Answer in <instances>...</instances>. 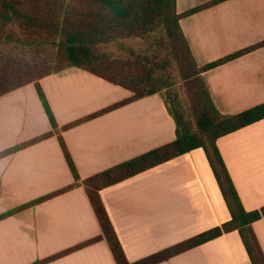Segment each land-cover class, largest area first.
Instances as JSON below:
<instances>
[{
    "label": "crops",
    "instance_id": "0c3cea01",
    "mask_svg": "<svg viewBox=\"0 0 264 264\" xmlns=\"http://www.w3.org/2000/svg\"><path fill=\"white\" fill-rule=\"evenodd\" d=\"M212 1L175 0L179 14L200 8L179 21L198 67L264 43V0ZM202 77L222 115L263 103L264 45ZM38 84L80 180L175 139L174 121L157 94L96 114L132 93L77 67L49 74ZM216 145L244 210L264 206V119L220 137ZM73 184L34 85L0 96V216L6 215L0 219V264H115L104 239L63 253L101 235L81 185L55 194ZM99 195L130 263L230 218L200 148ZM252 229L264 254V217ZM157 264L251 263L232 231Z\"/></svg>",
    "mask_w": 264,
    "mask_h": 264
},
{
    "label": "trees",
    "instance_id": "16d2710c",
    "mask_svg": "<svg viewBox=\"0 0 264 264\" xmlns=\"http://www.w3.org/2000/svg\"><path fill=\"white\" fill-rule=\"evenodd\" d=\"M198 9L179 14L175 0H0V96L27 84L34 85L74 179L73 185L55 194L81 185L101 231L99 237L63 253L104 239L115 264H157L236 231L250 263L264 264V254L252 229V224L264 217V206L244 210L216 145L220 137L264 119V102L235 115H222L214 107L202 77L204 71L264 43L198 67L179 27L181 18ZM70 67L80 68L132 93L128 99L96 114L159 95L174 121L175 139L80 180L38 84L41 78ZM197 148L204 152L229 220L136 262H128L99 191Z\"/></svg>",
    "mask_w": 264,
    "mask_h": 264
}]
</instances>
